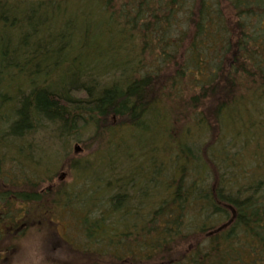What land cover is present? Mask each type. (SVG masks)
Returning a JSON list of instances; mask_svg holds the SVG:
<instances>
[{"label":"trees","instance_id":"16d2710c","mask_svg":"<svg viewBox=\"0 0 264 264\" xmlns=\"http://www.w3.org/2000/svg\"><path fill=\"white\" fill-rule=\"evenodd\" d=\"M56 216L75 264H264V0H0V257Z\"/></svg>","mask_w":264,"mask_h":264},{"label":"rangeland","instance_id":"374dc122","mask_svg":"<svg viewBox=\"0 0 264 264\" xmlns=\"http://www.w3.org/2000/svg\"><path fill=\"white\" fill-rule=\"evenodd\" d=\"M253 112V110L251 111ZM250 115H252V113H250ZM156 123L152 124L150 130V133H144V131H135V132H139L140 134H138L139 138L135 137H130V135L127 134V131L124 133L125 137H127L126 142H127V146L129 149H136L139 146H141L144 142H146L147 140L153 139V143L158 142V144L160 145V143L162 142L161 138L162 136L160 135L161 131L159 129H157V125H155ZM232 131H238V130H242V125L236 123L234 125V128L231 129ZM41 134L40 136V141L42 143V147L44 149V152H42V155L47 154V159H48V163H50L52 166H55V162L56 159H58L59 157V163L60 164L62 162L63 157L65 158L63 163H62V167L58 169L57 173H56V179L58 180L57 176L60 174V181L58 180L57 182H55L54 180H51L49 182H44L41 183V190H45L47 193L46 195L48 196H54L57 195V191L62 190L64 187H68L69 185L71 186H75L74 183V177L71 176L73 170L72 169H68V158H82L83 156H86L87 153L83 150V151H79L76 152L75 146L76 145H80L79 143H68V145H64V143L59 142V140L55 137L49 136L48 134L45 135ZM123 134V135H124ZM206 134V133H204ZM45 135V136H44ZM53 135H56V132H53ZM87 133H84L80 139H85ZM124 137V136H123ZM198 138L201 139L202 141H206L208 139V135H204V136H200L198 135ZM196 139V138H195ZM196 141H198L196 139ZM82 147V145H80ZM161 146V145H160ZM119 146L118 144L112 145L111 147L107 148L106 151L108 150L109 154H111V158H114V162L120 163V151H119ZM30 170H32L30 168ZM29 170V171H30ZM100 168H94L93 170H89L88 172L85 173V175L87 177H94L95 175L99 174L100 172ZM28 171V172H29ZM75 172H73V175L75 176ZM85 197V194L83 195V198ZM86 198V197H85ZM63 200H61L62 202ZM64 205V203H63ZM68 207V205H66ZM58 210H56V213ZM60 213H62L63 215H67L68 211L63 210L62 208H59ZM52 219V221H51ZM70 220V219H69ZM68 217H60V216H56L55 218H49V220L45 223V221H41V227L39 228H47L50 230V234H51V238L53 241V246L59 245L61 243H63L65 246H67L66 243H64L61 240L65 239L66 234H71L72 236H76V238L78 237V235H74L73 231L71 230V228H69L70 223H69ZM71 221V220H70ZM43 222V223H42ZM69 229V230H68ZM57 230V231H56Z\"/></svg>","mask_w":264,"mask_h":264},{"label":"clouds","instance_id":"9594fccd","mask_svg":"<svg viewBox=\"0 0 264 264\" xmlns=\"http://www.w3.org/2000/svg\"><path fill=\"white\" fill-rule=\"evenodd\" d=\"M10 255L0 264H75V253L63 243L53 246L50 230L30 228L10 242Z\"/></svg>","mask_w":264,"mask_h":264},{"label":"water","instance_id":"95a60500","mask_svg":"<svg viewBox=\"0 0 264 264\" xmlns=\"http://www.w3.org/2000/svg\"><path fill=\"white\" fill-rule=\"evenodd\" d=\"M75 149H76V152H79V151H81V150H82V148H81V146H80V145H76V146H75Z\"/></svg>","mask_w":264,"mask_h":264},{"label":"flooded vegetation","instance_id":"af4514ba","mask_svg":"<svg viewBox=\"0 0 264 264\" xmlns=\"http://www.w3.org/2000/svg\"><path fill=\"white\" fill-rule=\"evenodd\" d=\"M58 180L60 181V174L57 176Z\"/></svg>","mask_w":264,"mask_h":264}]
</instances>
